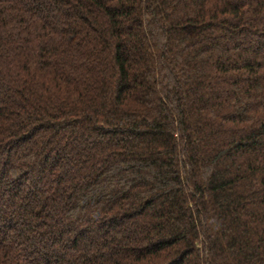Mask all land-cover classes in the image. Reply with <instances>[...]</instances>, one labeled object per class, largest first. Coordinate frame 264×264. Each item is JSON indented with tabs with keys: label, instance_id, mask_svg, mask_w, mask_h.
I'll use <instances>...</instances> for the list:
<instances>
[{
	"label": "trees",
	"instance_id": "obj_1",
	"mask_svg": "<svg viewBox=\"0 0 264 264\" xmlns=\"http://www.w3.org/2000/svg\"><path fill=\"white\" fill-rule=\"evenodd\" d=\"M0 264H264V0H0Z\"/></svg>",
	"mask_w": 264,
	"mask_h": 264
}]
</instances>
